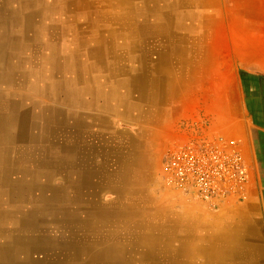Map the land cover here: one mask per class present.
<instances>
[{"label":"crops","instance_id":"1","mask_svg":"<svg viewBox=\"0 0 264 264\" xmlns=\"http://www.w3.org/2000/svg\"><path fill=\"white\" fill-rule=\"evenodd\" d=\"M202 114L250 170L218 209L165 184ZM28 253L264 264V3L0 0V264Z\"/></svg>","mask_w":264,"mask_h":264},{"label":"built area","instance_id":"2","mask_svg":"<svg viewBox=\"0 0 264 264\" xmlns=\"http://www.w3.org/2000/svg\"><path fill=\"white\" fill-rule=\"evenodd\" d=\"M186 130L187 138L164 158L168 190L210 209L232 197L244 199L250 170L237 141L214 128L208 114L188 123Z\"/></svg>","mask_w":264,"mask_h":264},{"label":"bare ground","instance_id":"3","mask_svg":"<svg viewBox=\"0 0 264 264\" xmlns=\"http://www.w3.org/2000/svg\"><path fill=\"white\" fill-rule=\"evenodd\" d=\"M32 20V19H31ZM34 20V19H33ZM86 25V24H85ZM118 29V28H117ZM120 29V28H119ZM25 32V31H24ZM79 33V32H78ZM25 35V34H24ZM39 223V222H38ZM39 233V232H38ZM13 237V236H12ZM11 237V238H12ZM30 240V239H29ZM9 241V240H8ZM40 241V240H39ZM32 244V243H31ZM35 244H37V243H35ZM48 246V245H47ZM38 247V246H37ZM46 247V246H45ZM140 247V246H139ZM59 249H61V247L59 248ZM130 249V248H129ZM107 250V249H106ZM35 253V252H34ZM34 253H28V258H26V260H24V261H22V263H17V264H45L47 261H46V255H48V254H46V255H39V256H36V254H34ZM46 253H48V252H46ZM25 255H26V253H24ZM77 254V253H76ZM75 254V255H76ZM50 255H52V254H50ZM49 255V256H50ZM94 255V254H93ZM95 255H96V253H95ZM79 256V255H78ZM94 257V256H93ZM107 257H108V255H107ZM54 258V257H53ZM96 259H97V256L95 257ZM123 258V257H122ZM25 259V258H24ZM7 260H9V259H7ZM6 260V261H7ZM61 261V260H60ZM63 262V261H62ZM85 262V261H84ZM118 262V261H117ZM68 263H70V262H68ZM73 263V262H72ZM96 263V262H95ZM1 264H16V263H11V262H2ZM66 264V263H65Z\"/></svg>","mask_w":264,"mask_h":264},{"label":"rangeland","instance_id":"4","mask_svg":"<svg viewBox=\"0 0 264 264\" xmlns=\"http://www.w3.org/2000/svg\"><path fill=\"white\" fill-rule=\"evenodd\" d=\"M256 1H259V3H261V4L264 3V0H256ZM260 1H261V2H260Z\"/></svg>","mask_w":264,"mask_h":264}]
</instances>
